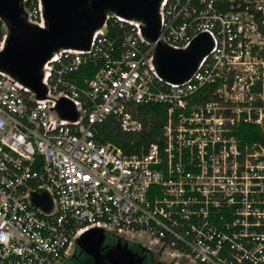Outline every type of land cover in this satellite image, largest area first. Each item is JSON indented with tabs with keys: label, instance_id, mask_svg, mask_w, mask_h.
<instances>
[{
	"label": "built area",
	"instance_id": "built-area-1",
	"mask_svg": "<svg viewBox=\"0 0 264 264\" xmlns=\"http://www.w3.org/2000/svg\"><path fill=\"white\" fill-rule=\"evenodd\" d=\"M45 26L42 0H19ZM158 37L109 11L86 48L42 65L44 97L0 68V264H60L102 228L168 264H264V0H163ZM213 46L186 80L165 79L159 42ZM9 33L0 14V50ZM64 97L77 116L56 108ZM162 103V134L128 152L100 138L111 117L141 131ZM260 138L246 140L245 125ZM46 192L48 209L33 201Z\"/></svg>",
	"mask_w": 264,
	"mask_h": 264
},
{
	"label": "water",
	"instance_id": "water-1",
	"mask_svg": "<svg viewBox=\"0 0 264 264\" xmlns=\"http://www.w3.org/2000/svg\"><path fill=\"white\" fill-rule=\"evenodd\" d=\"M163 0H42L45 26L28 23L21 15L19 0H0V14L6 18L9 33L0 50V68L20 82L30 86L37 97H44L42 65L61 47L86 48L94 32L102 26L106 14L114 11L122 16L141 21L142 31L150 40L160 33V6ZM213 46L207 32L200 33L186 48H173L159 42L155 51L158 72L167 80L180 82L189 78L202 58ZM56 108L62 116L75 118L74 105L64 97ZM33 201L48 209L49 195L33 194ZM107 233L96 227L85 231L76 245L92 254L96 264H133L135 253L125 243L118 242L106 252Z\"/></svg>",
	"mask_w": 264,
	"mask_h": 264
},
{
	"label": "trees",
	"instance_id": "trees-1",
	"mask_svg": "<svg viewBox=\"0 0 264 264\" xmlns=\"http://www.w3.org/2000/svg\"><path fill=\"white\" fill-rule=\"evenodd\" d=\"M137 114L144 122V128L141 131H125L119 122L114 119H108L100 130V138L104 141H113L121 145L128 152L140 151L141 145H148L158 139L162 134L163 126L166 122V109L162 103H147L137 106ZM247 132H240L246 140L260 138L259 129L253 125H245Z\"/></svg>",
	"mask_w": 264,
	"mask_h": 264
},
{
	"label": "flooded vegetation",
	"instance_id": "flooded-vegetation-1",
	"mask_svg": "<svg viewBox=\"0 0 264 264\" xmlns=\"http://www.w3.org/2000/svg\"><path fill=\"white\" fill-rule=\"evenodd\" d=\"M118 242L125 243L126 241L117 235L112 234L111 236H108L107 234L105 240L106 248L103 249V252H106ZM127 246L132 252L135 253L136 259L134 260L133 264H168L163 259H161L158 254L147 247L134 242H128ZM92 256V254L81 250L78 246H76L69 257L63 260L60 264H96ZM105 264L113 263L106 260Z\"/></svg>",
	"mask_w": 264,
	"mask_h": 264
},
{
	"label": "rangeland",
	"instance_id": "rangeland-1",
	"mask_svg": "<svg viewBox=\"0 0 264 264\" xmlns=\"http://www.w3.org/2000/svg\"><path fill=\"white\" fill-rule=\"evenodd\" d=\"M108 234V236H111L112 235V233H107Z\"/></svg>",
	"mask_w": 264,
	"mask_h": 264
}]
</instances>
